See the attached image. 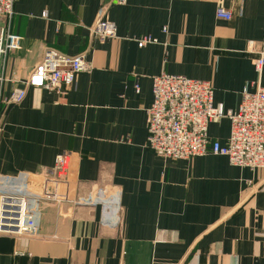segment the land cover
I'll use <instances>...</instances> for the list:
<instances>
[{"label":"crops","instance_id":"0c3cea01","mask_svg":"<svg viewBox=\"0 0 264 264\" xmlns=\"http://www.w3.org/2000/svg\"><path fill=\"white\" fill-rule=\"evenodd\" d=\"M219 1L16 0L9 22L0 18L21 38L0 75V175L36 193H100L88 206L40 201L38 235H0V264H264V168L164 159L147 147L161 73L210 81L215 103L232 109L245 89L264 87L253 64L264 0H221L230 20L217 17ZM100 19L116 25L115 38L90 34ZM143 37L156 42L141 46ZM49 49L84 54L93 68L65 94L29 89L8 103ZM230 131L223 119L209 138L225 144ZM59 154L71 159L62 185L47 174Z\"/></svg>","mask_w":264,"mask_h":264},{"label":"built area","instance_id":"2783aa9c","mask_svg":"<svg viewBox=\"0 0 264 264\" xmlns=\"http://www.w3.org/2000/svg\"><path fill=\"white\" fill-rule=\"evenodd\" d=\"M15 2L0 0V18L6 23L14 16ZM126 2L119 0L120 4ZM42 16L46 18L47 13ZM217 17L226 20L232 18L221 0ZM89 32L105 42L116 37L117 29L114 23L100 19ZM20 40L7 27L0 30V75L5 56L18 50ZM137 41L141 46L156 42L150 37ZM250 50H253L252 47ZM253 64L260 76L264 69V51L258 52ZM92 68L84 54L70 57L49 49L23 83L25 88L15 91L7 102L22 103L29 89L65 94L78 74L89 73ZM135 88L140 93V87L136 85ZM153 97V103L147 109V147L158 157L189 160L213 155L228 158L234 167L253 171L264 168V87L258 85L253 92L245 89L237 109L225 108L223 104L215 103V91L210 81L163 72L153 78ZM223 119L231 122L230 136L225 144L209 138V126ZM70 166V156L59 154L54 168L47 174L62 185L69 175ZM50 193L47 188L41 193L33 192L28 188V183H22L20 178L0 175V235L27 239L36 237L39 233L37 219L40 201L86 206L100 202L99 192L76 198ZM104 207L106 210L107 205L104 204Z\"/></svg>","mask_w":264,"mask_h":264}]
</instances>
